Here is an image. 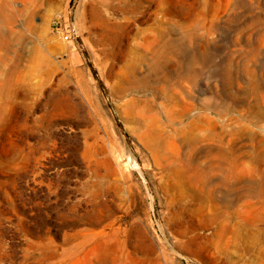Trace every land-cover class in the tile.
Masks as SVG:
<instances>
[{"label":"rangeland","instance_id":"obj_1","mask_svg":"<svg viewBox=\"0 0 264 264\" xmlns=\"http://www.w3.org/2000/svg\"><path fill=\"white\" fill-rule=\"evenodd\" d=\"M134 1L6 0L0 264H264V192L196 169L264 181V0Z\"/></svg>","mask_w":264,"mask_h":264},{"label":"bare ground","instance_id":"obj_2","mask_svg":"<svg viewBox=\"0 0 264 264\" xmlns=\"http://www.w3.org/2000/svg\"><path fill=\"white\" fill-rule=\"evenodd\" d=\"M25 1V0H24ZM135 4H139L140 0H135ZM8 4L6 0H0V21L3 19L4 15V8L7 7ZM137 8V7H136ZM107 9V8H106ZM158 9L159 11H163L162 0H158ZM161 24V21H160ZM159 24V26H160ZM107 27L111 30H115L119 27V24L107 20L106 21ZM1 31V28H0ZM159 35L162 36V29L158 28ZM7 45L9 47V42H3L0 38V49ZM151 54V67L156 66L160 60L164 57V55L170 51H148ZM139 60L143 61V58L140 57ZM161 104V103H160ZM164 105V104H163ZM217 116V115H216ZM152 124V123H151ZM153 125V124H152ZM151 129V127H150ZM175 133V132H173ZM177 137V136H176ZM211 163V162H210ZM219 168L223 170V165H218ZM199 175L201 176L197 181H200L198 186L201 187V190L205 189L207 192V197L205 199H210L216 195L217 193H221L223 196H239L242 197L244 195H262L264 192V181H244L239 177L232 179L227 178L229 175L226 173L225 177L216 179L214 177L215 166L211 163L206 168H196ZM261 174V173H260ZM181 192L178 195V205L175 208L174 214L175 216H186L190 217V214L193 210L196 209V206H199L198 202L195 201L198 199L196 197V192L198 191V187L191 184L190 179L182 178L180 182ZM198 188V189H196ZM112 264H119V258L114 257L111 259ZM150 264H162L159 261H153Z\"/></svg>","mask_w":264,"mask_h":264},{"label":"built area","instance_id":"obj_3","mask_svg":"<svg viewBox=\"0 0 264 264\" xmlns=\"http://www.w3.org/2000/svg\"><path fill=\"white\" fill-rule=\"evenodd\" d=\"M53 24L65 39H70L71 34L74 32V27H66L59 19L55 20Z\"/></svg>","mask_w":264,"mask_h":264}]
</instances>
